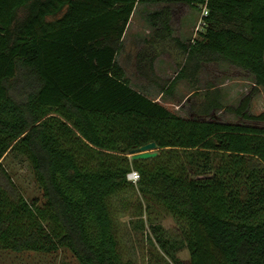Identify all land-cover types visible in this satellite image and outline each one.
<instances>
[{
	"label": "trees",
	"instance_id": "1",
	"mask_svg": "<svg viewBox=\"0 0 264 264\" xmlns=\"http://www.w3.org/2000/svg\"><path fill=\"white\" fill-rule=\"evenodd\" d=\"M138 3L162 6L147 15L153 33L135 69L168 95L186 80L189 118L132 88L117 61ZM204 4L197 37H174V6L200 13ZM167 48L181 62L161 83L153 63ZM216 63L254 79L237 106L224 107L212 83L198 87ZM260 89L264 0H0V251L133 264L113 211L128 194L141 216L158 206L176 224L173 233L151 225L150 264H264V112H249ZM218 110L242 123L220 121ZM150 142L156 157L130 160ZM10 154L28 161L41 201L16 188L3 165Z\"/></svg>",
	"mask_w": 264,
	"mask_h": 264
},
{
	"label": "rangeland",
	"instance_id": "2",
	"mask_svg": "<svg viewBox=\"0 0 264 264\" xmlns=\"http://www.w3.org/2000/svg\"><path fill=\"white\" fill-rule=\"evenodd\" d=\"M162 4L138 3L131 15L123 36V47L117 56L119 65L125 72L129 85L159 102L175 114L189 118V104L187 98L193 93L192 87L186 80L179 81L172 89V94L162 92L160 88L140 76L134 66L135 58L144 48L145 40L152 36L153 30L147 20L148 13L159 9ZM171 21L173 36L183 42L197 37L196 24L200 17L197 9L188 5H176ZM181 62V56L174 49H166L158 54L154 60V72L161 83L172 79ZM212 83L222 94L221 103L226 106H237L254 86L252 75L230 66L226 63L207 64L199 76V88ZM249 112L257 115L264 112V90L260 89L250 103ZM217 118L223 122L242 123L235 116L224 110L216 111ZM249 123V122H248ZM3 165L16 188L28 200L41 201V190L31 171L27 160L22 156L10 154L3 160ZM137 196V195H136ZM137 198L124 195L116 198L113 211L116 213V225L122 252L133 264H150L148 256L154 249L149 241L153 237L151 225L159 224L164 230L173 233L176 224L160 207L151 206L147 214L140 215ZM145 205V204H144ZM143 213V212H142ZM141 221H143L141 223ZM153 240V239H152ZM156 245V244H155ZM179 259L188 260V252L183 250L177 254ZM0 264H77L71 254L65 249L46 254L39 252H3L0 251ZM170 264H173L172 262Z\"/></svg>",
	"mask_w": 264,
	"mask_h": 264
},
{
	"label": "water",
	"instance_id": "3",
	"mask_svg": "<svg viewBox=\"0 0 264 264\" xmlns=\"http://www.w3.org/2000/svg\"><path fill=\"white\" fill-rule=\"evenodd\" d=\"M157 145L154 142L147 143L129 152L130 160L150 159L157 156Z\"/></svg>",
	"mask_w": 264,
	"mask_h": 264
},
{
	"label": "built area",
	"instance_id": "4",
	"mask_svg": "<svg viewBox=\"0 0 264 264\" xmlns=\"http://www.w3.org/2000/svg\"><path fill=\"white\" fill-rule=\"evenodd\" d=\"M200 9H201L200 17H199V19H198V21H197V24H196V31H197V32L200 31V30H202L203 27L205 26V17H206L207 14H208V10H207L205 4L202 5V6L200 7ZM127 179H128L129 181H132V182L135 183V182L138 181V179H139V175H138L136 172H131V173H129V174L127 175Z\"/></svg>",
	"mask_w": 264,
	"mask_h": 264
}]
</instances>
